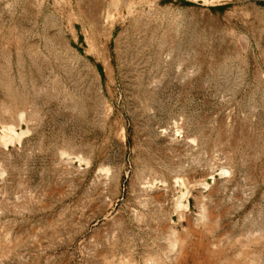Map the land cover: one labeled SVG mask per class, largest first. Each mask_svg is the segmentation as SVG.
<instances>
[{
    "label": "rangeland",
    "instance_id": "1",
    "mask_svg": "<svg viewBox=\"0 0 264 264\" xmlns=\"http://www.w3.org/2000/svg\"><path fill=\"white\" fill-rule=\"evenodd\" d=\"M0 264H264V0H0Z\"/></svg>",
    "mask_w": 264,
    "mask_h": 264
}]
</instances>
